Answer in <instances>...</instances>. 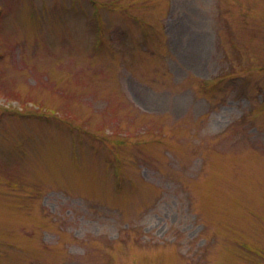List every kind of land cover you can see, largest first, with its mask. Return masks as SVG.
<instances>
[{"label": "rangeland", "instance_id": "obj_1", "mask_svg": "<svg viewBox=\"0 0 264 264\" xmlns=\"http://www.w3.org/2000/svg\"><path fill=\"white\" fill-rule=\"evenodd\" d=\"M0 264H264V0H0Z\"/></svg>", "mask_w": 264, "mask_h": 264}]
</instances>
